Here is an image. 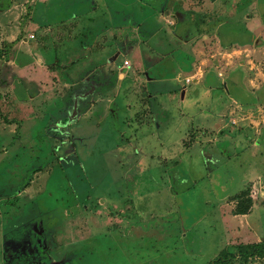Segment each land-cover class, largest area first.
<instances>
[{
    "label": "rangeland",
    "instance_id": "374dc122",
    "mask_svg": "<svg viewBox=\"0 0 264 264\" xmlns=\"http://www.w3.org/2000/svg\"><path fill=\"white\" fill-rule=\"evenodd\" d=\"M115 1L130 4V16L110 20V29L120 23L143 25L151 10L167 0ZM30 2L0 0V245L10 241L14 251L28 257L16 264H212L227 247L264 242V182L247 183L249 162L258 155L253 145L260 141L244 134L247 128L254 132L264 126V0H225L224 6L204 1L212 31L222 17L220 33L242 42L220 52L210 48V69L226 68L223 75H211L223 82L228 69L238 70L255 94L248 108H236L228 117L230 126L205 130L198 119L193 128L187 119L157 120L153 105L130 110L127 102L119 107L118 75L113 89L100 96L115 103L85 105L77 98L69 115L59 102L64 91L50 93V82L41 87L46 78L40 73L34 80L25 68L26 53L38 54L39 49L51 59L46 66L57 77L51 80L70 78L62 72L64 47L37 41L28 45ZM61 2L55 5H68ZM187 2L185 8L203 4ZM87 25L93 28L92 20ZM141 35L132 37L137 41ZM74 37L63 42L66 50L77 46L78 30ZM233 76L239 80L238 72ZM232 92L243 97L237 89ZM132 94L139 96L136 89ZM80 95L91 96L86 90ZM80 117L98 125V131L76 127ZM228 132L245 135L246 146L228 151L222 138ZM242 190L249 196L243 202L250 198L257 203L249 217L236 215ZM233 253L229 264H264V259Z\"/></svg>",
    "mask_w": 264,
    "mask_h": 264
},
{
    "label": "crops",
    "instance_id": "0c3cea01",
    "mask_svg": "<svg viewBox=\"0 0 264 264\" xmlns=\"http://www.w3.org/2000/svg\"><path fill=\"white\" fill-rule=\"evenodd\" d=\"M64 1L68 5L61 8L55 5L61 0H31L32 12L29 10L28 13H32V16L29 17L26 31L28 45L37 41L43 42L44 46L52 42V44H60L64 47V52L60 57L66 58L64 60L66 69L62 72H66L70 78L65 81L51 80L52 77H56L46 66L51 59L39 53V49L38 54H31L30 51L26 53L25 68L29 69L34 80L41 73L40 75L46 78L43 82L39 80L41 87L42 83L49 81L50 93L55 88L64 91L65 96L58 101L64 104L69 115L71 114L70 106L77 102V98L78 104L85 105H91L92 101L106 105L115 103L117 100L112 102L110 99L101 100L100 96L104 91L107 93L109 88L113 89L116 75L119 79L117 90L120 94L118 97L120 102H117L119 107L127 102L130 110L137 104L153 105L156 107L155 118L157 120L164 122L168 119H187L192 123L191 128L194 127L196 119L200 121L203 130L210 129L213 125V127L218 125L228 127L230 126L229 123L227 124L228 117L232 116L236 108H248L247 103L254 102L255 94L242 72L238 70L231 72L228 69L226 78L220 82L212 75H215L217 71H221L218 72L221 75L225 74L224 65L221 64V70L218 67L210 69L212 67L209 59L211 47H214L216 52H220L227 46L238 47L242 43L239 39H231L236 35L220 33L221 27L224 26L222 17L214 21V25L217 26L215 33L212 31L214 26L206 16L207 2H214L212 4L215 6H224L225 0H199L203 4L195 8H185L188 4L187 0L183 2H179L182 0H167L165 5L151 10L152 15L143 25L134 23L130 28L126 25L123 27L120 23L114 29H110L109 21H113L117 16L124 19L130 16V4L115 0ZM204 1H207L206 4ZM52 7L56 10L54 14L51 13ZM77 8L78 13H76ZM68 9L70 12L67 11ZM142 9L138 4L139 12ZM62 15L63 19H56ZM90 20H92L93 28L99 25L101 29L93 31L91 25H87ZM114 24L115 22L113 26ZM118 27L120 29H116ZM77 30V46L74 43L66 50L63 42H66L67 38H75L74 32ZM249 30L254 33L256 28L253 29L251 26ZM139 32H142L140 39L134 41L132 35L139 34ZM87 35L92 36L89 38ZM121 59L126 60L125 65ZM234 72H238V81L233 79ZM228 74H230L229 78H227ZM214 81L222 84V88L220 85L213 84ZM128 89H136L139 96L132 94V90L126 93ZM235 89L243 95L242 98L232 92ZM85 90L91 95L88 98L79 96V94H84ZM51 98H53L52 94ZM84 119L88 120L86 117H80V122L76 127L85 129L90 134L98 131V125L96 128L94 124L90 125L89 121L84 122ZM185 127L186 130L190 129L188 123ZM108 129L113 133V128ZM244 134L255 139L257 137V141H260L259 144L253 145L258 153L256 158H253L252 162L248 160L244 162L251 163V169H248L247 173V183L264 182V126L261 130L254 132L247 128ZM244 136L243 134L225 133L222 138L223 141H228L226 149L235 153L245 147L247 141L245 142ZM110 151L112 149L108 148V152ZM220 151L222 153L219 147L218 152ZM243 191L245 190L241 192ZM255 204L257 203H254V207ZM0 246L3 264H16L17 259L27 261V256L13 250L14 247L10 245V241L5 247L2 243Z\"/></svg>",
    "mask_w": 264,
    "mask_h": 264
},
{
    "label": "trees",
    "instance_id": "16d2710c",
    "mask_svg": "<svg viewBox=\"0 0 264 264\" xmlns=\"http://www.w3.org/2000/svg\"><path fill=\"white\" fill-rule=\"evenodd\" d=\"M29 15V13L27 14ZM249 197L248 191L242 192L236 200H240V204L238 203V207L236 209V215H248L253 207V202L250 198H247L245 202H243V198ZM240 205V206H239ZM233 250L237 251V257L244 258L246 260H250L253 258L264 259V242L248 245L244 248L241 247H227L223 253L213 261L212 264H229L231 260H233L236 256L233 253Z\"/></svg>",
    "mask_w": 264,
    "mask_h": 264
}]
</instances>
